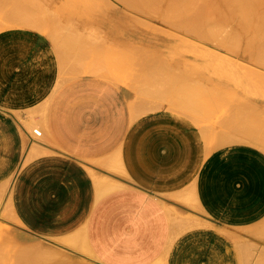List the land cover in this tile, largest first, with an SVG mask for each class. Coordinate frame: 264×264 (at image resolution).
Here are the masks:
<instances>
[{"label": "crops", "instance_id": "crops-1", "mask_svg": "<svg viewBox=\"0 0 264 264\" xmlns=\"http://www.w3.org/2000/svg\"><path fill=\"white\" fill-rule=\"evenodd\" d=\"M137 111L102 76L63 75L40 31L0 30V185L20 229L76 236L102 264H240L238 236L264 219V150H210L189 116Z\"/></svg>", "mask_w": 264, "mask_h": 264}, {"label": "rangeland", "instance_id": "rangeland-1", "mask_svg": "<svg viewBox=\"0 0 264 264\" xmlns=\"http://www.w3.org/2000/svg\"><path fill=\"white\" fill-rule=\"evenodd\" d=\"M161 3L163 6H153L158 10H150L147 0H0V30L23 26L40 31L56 47L63 75L101 77L79 73L91 67L110 72L115 78L102 77L125 90L132 108L136 105L140 109L148 98L195 104L201 116L189 117L200 127L207 144L215 133L228 128L260 130L258 137L252 135L248 141H212L213 149L242 142L256 143L264 150L259 142L264 140V10L254 14L245 0H222V7L218 0H198V10L186 18L179 10H162L164 1ZM260 134L263 137L259 138ZM39 151L32 148L30 155ZM2 187L7 190L0 192V264H65L57 258H52L53 262L45 257V262L39 257L41 251L35 249L38 244L43 249L52 245L51 249L68 256L72 264H102L85 248L71 247L78 237L68 244L63 239L24 233L12 214L9 185ZM237 239L240 264H264V219L242 230ZM31 249L39 256L33 257L36 254Z\"/></svg>", "mask_w": 264, "mask_h": 264}, {"label": "bare ground", "instance_id": "bare-ground-1", "mask_svg": "<svg viewBox=\"0 0 264 264\" xmlns=\"http://www.w3.org/2000/svg\"><path fill=\"white\" fill-rule=\"evenodd\" d=\"M146 1V0H145ZM152 1H154V0H152ZM157 1H159L158 3L159 4H161L162 5V0H157ZM157 1L155 2L156 4H158L157 3ZM164 1V7H161L160 5V8H162V10H165V9H174V10H179V12L181 13V15H185L186 16V18H187V16H189V17H191V13H193V11L194 10H198V0H163ZM246 1V4H248L250 7H251V9H252V12L254 11V14L255 13H260L262 10H264V0H245ZM149 2V3H148ZM151 1L150 0H147V4H148V8H150V5H151V7L152 8H150V10L152 9V10H158V9H156L155 7L153 8V6H154V4L155 3H150ZM218 6H219V4L222 2V0L221 1H219L218 0ZM221 5V4H220ZM163 6V5H162ZM220 7H222V5L220 6ZM157 8H159V7H157ZM222 9H225V8H222ZM202 10V9H201ZM220 10H221V8L219 9V12H220ZM206 11V10H205ZM183 12L185 13V14H183ZM186 12H189V13H186ZM203 12V11H202ZM238 12H239V10H238ZM264 12V11H263ZM262 12V13H263ZM187 14V15H186ZM189 14V15H188ZM256 14V15H257ZM252 15H253V13H252ZM262 17H264V14H263V16ZM255 18V17H254ZM180 19V18H179ZM18 21H20V22H22L23 20H18ZM182 21V22H181ZM181 21H179L182 25H183V23H184V21L183 20H181ZM252 22V21H251ZM250 22V23H251ZM9 23V22H8ZM262 23H264V18H263V20H262ZM246 24H249V22H246ZM246 24H245V26H246ZM254 24V23H253ZM264 25V24H263ZM34 26L36 27V28H38V27H40V24H38V23H34ZM192 28V27H191ZM251 28V30L253 29L252 27H250ZM249 28V29H250ZM214 30V29H213ZM218 30V29H217ZM215 31V30H214ZM220 32V31H219ZM217 38V37H216ZM254 39V38H253ZM256 39V38H255ZM254 39V41H257V40H255ZM224 41V40H223ZM217 42V41H216ZM253 42V41H252ZM256 43V42H255ZM222 44V43H221ZM251 44V43H250ZM256 44H254V46H255ZM230 46V45H229ZM252 46V45H251ZM258 46H260V48H262L263 46H262V44L260 43V45H258ZM257 46V47H258ZM262 46V47H261ZM246 47H247V45H246ZM240 48V47H239ZM245 48V47H244ZM249 48H251L250 47V45H249ZM248 48V49H249ZM242 49V48H241ZM241 49H239V50H241ZM244 50H246V48L244 49ZM253 49H250V51H252ZM256 50V49H255ZM258 50V49H257ZM256 50V51H257ZM234 51V50H233ZM236 51V50H235ZM249 50H248V52H249V54L251 53L252 54V52H250ZM263 51V50H262ZM237 52H240V51H237ZM242 52H243V49H242ZM245 52V51H244ZM243 52V53H244ZM247 52V53H248ZM254 52V51H253ZM234 54L236 53V52H233ZM243 53H241V54H243ZM246 53V52H245ZM244 53V54H245ZM236 54H238V53H236ZM248 54V55H249ZM254 54V53H253ZM256 54V53H255ZM263 54V53H262ZM246 55V54H245ZM241 56H243V55H241ZM247 56V55H246ZM254 56V55H253ZM256 56H257V54H256ZM231 57V56H230ZM240 57V56H239ZM249 57H251V56H249ZM261 57H262V55H261ZM264 57V56H263ZM237 58H238V56H237ZM254 58H255V56H254ZM258 58V57H257ZM241 59V58H240ZM246 59H248V57L246 58ZM256 59V58H255ZM249 60V59H248ZM240 61V60H239ZM254 61H257V59L256 60H254ZM229 62V61H228ZM258 62V61H257ZM262 63H263V60L261 61ZM246 67V66H245ZM250 67H251V65H250ZM251 68H254V67H251ZM250 68V69H251ZM246 69H247V67H246ZM249 69V70H250ZM255 69H257V68H255ZM78 70H80V68L78 69ZM258 70H260V69H258ZM255 71H257V70H255ZM81 72H86V73H94V74H98V75H101V76H105V77H108V76H110L111 78H113L112 77V74L110 73V72H108V71H106V70H104V69H100V68H94V67H91V68H86V69H82L79 73H81ZM253 72H254V69H253ZM257 73V72H256ZM259 74V73H258ZM115 75V74H114ZM261 75V74H260ZM116 76V75H115ZM109 77V78H110ZM115 78V77H114ZM183 98V97H182ZM184 99V98H183ZM147 100H149V101H147ZM146 101H144L143 100V102H142V106H140L139 105V107H140V109L136 106V105H133V108H134V110H138V111H142V112H145V111H148V110H153V109H158V108H161V107H166V108H168V109H171V110H175V111H178V112H181V113H183V114H185V115H187V116H193V117H199V116H201V115H197L198 113H201V112H199V110L198 109H196L195 107H194V105H191V103L190 104H188V103H185V102H181L180 100H176V99H158V100H152L151 98H148ZM185 101V100H184ZM240 103V102H239ZM246 103V102H245ZM135 104H137V103H135ZM193 104V103H192ZM196 106V105H195ZM197 107H198V105H197ZM242 107H243V105H242ZM245 109H247V107H245ZM238 110V109H237ZM137 111V112H138ZM245 111V110H244ZM198 112V113H197ZM243 112V111H242ZM249 112V111H248ZM39 113V112H38ZM238 116H239V114H237ZM244 115V114H243ZM247 115V114H246ZM245 115V116H246ZM256 115V114H255ZM40 116V115H39ZM238 116H237V118H238ZM251 116V115H250ZM249 116V117H250ZM257 117V116H256ZM191 118V117H190ZM250 119V118H249ZM254 119H256V118H254ZM258 119V118H257ZM263 119H264V117H263ZM257 121V120H256ZM259 121V120H258ZM261 121V120H260ZM256 126H258V124L256 125ZM239 127V126H238ZM238 127L236 126V128L237 129H235V130H233L234 129V127H232V129H229L228 128V130H222L221 132H219V133H215L213 136H212V140H211V143L209 142L208 143V147H209V149L210 150H212L213 149V147H211V145H213L214 143L212 142V141H214L215 143H218V142H227V141H230L231 139H237V140H243V139H246L247 141L249 140V139H251V136L252 135H255V136H257L258 137V134L260 133V130H259V132L258 133H256L255 131H251L250 129V131L249 130H247V129H240V127H239V129H238ZM242 128V127H241ZM247 128V127H246ZM261 128H262V126H261ZM263 130V129H262ZM261 130V131H262ZM256 133V134H252V133ZM261 134H262V132H261ZM259 135V138H261L260 136H262V135ZM254 136V138H256ZM263 136H264V134H263ZM262 136V137H263ZM253 138V140H257V139H254ZM263 139H264V137H263ZM250 142H251V140H250ZM260 143H262L263 145H264V140L262 141V140H260L259 141ZM238 143V142H237ZM240 143V142H239ZM252 143V142H251ZM255 145H256V143H254ZM258 146V145H257ZM33 152H34V150H32ZM8 186L6 185V188H7ZM5 187H2V188H0V192L1 191H4V189H6ZM7 190V189H6ZM13 214V213H12ZM251 230V229H250ZM252 231H253V229H252ZM252 231H250L251 233H252ZM255 231V230H254ZM250 232H248V233H250ZM255 233V232H254ZM246 235H248L247 234V232H246ZM252 235V234H251ZM233 236H235V235H233ZM69 237V236H68ZM39 241V240H38ZM64 241L66 242V243H68V244H72L73 243V241L75 242L76 241V236H73V237H69V238H66V239H64ZM42 242V241H41ZM33 243H35L34 241H33ZM39 243V242H38ZM44 243V242H43ZM30 244V243H29ZM45 244V243H44ZM43 244V245H44ZM27 245H28V243H27ZM32 245V244H31ZM39 245V244H38ZM38 245H36L35 247V249L38 251V250H40L41 252H38V254L40 255H38L39 257H46V258H48V259H50V261H53L54 262V260L52 259V258H57V259H59V260H61L62 262H64L65 264L66 263H70V264H72L73 262L70 260V259H68L69 257L68 256H62L61 254H59L58 252H56V250L55 249H51V247H52V245H49L50 246V249H43V248H41L40 246H42V245H40V246H38ZM46 245H47V243H46ZM26 246V245H25ZM247 246L248 245H246V248H247ZM249 247V246H248ZM26 248V247H25ZM29 248V247H28ZM53 248V247H52ZM245 248V247H244ZM33 253H32V252ZM31 253L32 254H36V256H33V257H38L37 256V251H33L32 249H31ZM250 251V250H249ZM251 251H252V248H251ZM36 252V253H35ZM60 252V251H59ZM26 253V252H25ZM30 253V254H31ZM253 253V252H252ZM28 254H29V251H28ZM43 255V256H42ZM28 256V255H27ZM263 257V256H262ZM46 258H45V262H46ZM94 258V257H93ZM35 259V258H34ZM33 258H32V260H34ZM261 259V258H260ZM257 260H258V258H257ZM49 261V260H48ZM259 261V260H258ZM61 262V263H62ZM94 262V261H93ZM260 262H262V261H260ZM75 263L76 264H79L78 262H76L75 261ZM256 263H257V261H256ZM264 263V262H263ZM42 264V263H41ZM44 264V263H43ZM260 264V263H259Z\"/></svg>", "mask_w": 264, "mask_h": 264}]
</instances>
